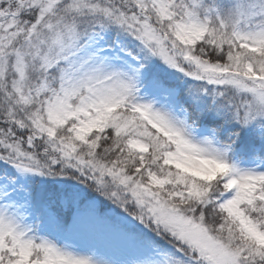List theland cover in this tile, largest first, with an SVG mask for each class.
<instances>
[{
	"label": "snow or ice",
	"instance_id": "1",
	"mask_svg": "<svg viewBox=\"0 0 264 264\" xmlns=\"http://www.w3.org/2000/svg\"><path fill=\"white\" fill-rule=\"evenodd\" d=\"M0 264H264V0H0Z\"/></svg>",
	"mask_w": 264,
	"mask_h": 264
}]
</instances>
